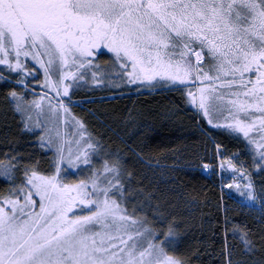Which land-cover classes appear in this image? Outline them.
Returning a JSON list of instances; mask_svg holds the SVG:
<instances>
[{
    "label": "snow or ice",
    "instance_id": "obj_1",
    "mask_svg": "<svg viewBox=\"0 0 264 264\" xmlns=\"http://www.w3.org/2000/svg\"><path fill=\"white\" fill-rule=\"evenodd\" d=\"M100 49L122 66L128 83L188 88V101L209 125L213 114L223 116L264 161V0H0V66L21 75L30 58L53 98L71 101L79 69L92 65ZM8 95L26 111L15 88ZM31 104L42 110L40 100ZM48 107L68 111L63 98L49 99ZM35 126H43L39 112ZM45 139L42 133L41 147L53 144ZM96 147L86 143L68 164L91 168ZM56 151L54 173L26 169L24 186L0 196V264H184L168 250L171 227L158 235L125 206L131 197L119 154L108 153L88 179L65 183L64 149ZM245 188L254 198L251 184Z\"/></svg>",
    "mask_w": 264,
    "mask_h": 264
},
{
    "label": "trees",
    "instance_id": "obj_2",
    "mask_svg": "<svg viewBox=\"0 0 264 264\" xmlns=\"http://www.w3.org/2000/svg\"><path fill=\"white\" fill-rule=\"evenodd\" d=\"M99 62L103 71L118 68L108 53ZM19 80L21 75L0 70V196L24 184L26 169L29 175L33 169L45 175L56 171L51 152L41 147L35 126L38 113L31 104L42 89L33 82L21 86ZM111 82L109 78L104 87L77 88L68 101L97 147L91 168L64 172V180L88 179L108 153L119 154L128 186L125 195L131 197L125 206L130 213L136 210L158 235L173 229L170 254L184 264H228L227 253L232 264H264V211L242 204L217 175L202 172L204 164L217 166L220 145L230 156L241 153L246 167L259 169L264 182V163L247 140L228 128L209 125L188 101V88ZM13 88L26 111H18L20 101L8 95ZM9 164L13 167L5 175Z\"/></svg>",
    "mask_w": 264,
    "mask_h": 264
},
{
    "label": "rangeland",
    "instance_id": "obj_3",
    "mask_svg": "<svg viewBox=\"0 0 264 264\" xmlns=\"http://www.w3.org/2000/svg\"><path fill=\"white\" fill-rule=\"evenodd\" d=\"M97 51L99 54L97 55L96 58H94L93 64L86 65L84 68L79 69L78 76L75 79L72 88L70 89L69 95L72 96V94L77 88L84 86H89V87L97 86L99 88L104 87L106 80H108L109 78L112 79V82L110 84H112L114 81L123 82L124 79L127 81L126 72L123 71L122 66L119 63H116L118 68L113 73L109 71H103L101 64L99 62L100 56L103 53H108L110 55L112 54L107 49H100ZM26 63L28 64L29 72L21 74V79L25 81L26 87H28L29 82H33L42 89L40 92H38L39 96H37L36 99H34V100H40L42 104V110L35 109L37 113L39 112V119L41 120V123L43 125L41 128L39 129L37 128V129L40 131L41 134L43 133L45 135L46 137L45 144H47V138L51 136L53 140V144L50 146H46V149L47 151L51 152V155L54 157L55 164H57L58 162L56 148L58 145L63 147L66 159L63 162H60L59 175L65 183H74L76 181L73 182L65 181L64 177H62V174H64V172L77 174L88 166H85L83 163H78L76 164L75 167H73L72 165L68 164L67 157L69 156L70 153L77 154L78 150L86 151L87 150L85 148L86 143H90V144H94V143L91 140L90 134L87 132L85 126L77 118L73 116L72 110L69 107L70 103L68 102L67 98L66 97L53 98L54 92H50L44 87L45 76L43 69H40L39 65L36 64L34 61H31L30 58H27ZM210 63H211L210 60L205 59V63L203 66L207 68ZM33 68H35L36 71H32ZM1 69H6V68H4V66H0V70ZM79 76H83V79H79ZM52 78L54 80L57 78L55 73L52 74ZM96 81L99 82L97 83ZM137 84H140V82L129 83V85H137ZM41 97H44V99L41 100ZM61 98H63L65 101V107L68 109L67 113H65L64 109L62 108L58 109V114L56 112H51L48 107V100L52 99V103L56 104V101ZM83 103L84 102H76L73 104L79 105L81 108H86L85 104ZM193 106L196 105L192 104V107ZM198 111L200 110L198 109ZM217 124L221 127L226 128L225 126L226 121L224 117L213 114L212 126L219 127L217 126ZM233 133L243 137V135L240 133H236V132ZM252 135L256 136L257 133L254 131ZM248 145H250L252 151L254 152V155L257 157V159H259L258 153L254 150V147L249 143ZM216 155L218 162L217 166L214 167L211 164H207L209 167L205 169L203 166L202 172L208 175L209 177H211L212 175H217L221 180L222 182L221 185L224 187V189L230 190L232 194L236 195V197L239 199V201L242 204L257 209L259 208L262 211H264V182L261 180L262 177L259 175L260 172L259 169L256 170L252 168H247L246 159H244L241 153H233L232 156H230L228 150L222 147L217 149L216 147ZM89 156L91 157V159H93L92 152H89ZM211 158H213V155L211 156ZM229 161L231 162L232 165H234V167L228 166ZM262 162L264 163V161ZM249 183L252 186L254 198H249L246 194L247 189L245 188V185ZM229 184H234V186L231 189H229L227 187V185ZM235 184H239V189L235 187ZM23 186L24 184L21 187ZM241 193H244V195H241Z\"/></svg>",
    "mask_w": 264,
    "mask_h": 264
}]
</instances>
